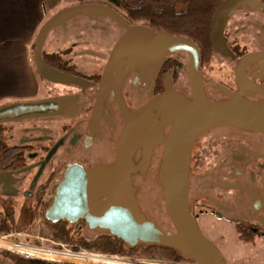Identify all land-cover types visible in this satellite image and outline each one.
Returning a JSON list of instances; mask_svg holds the SVG:
<instances>
[{
	"label": "water",
	"instance_id": "1",
	"mask_svg": "<svg viewBox=\"0 0 264 264\" xmlns=\"http://www.w3.org/2000/svg\"><path fill=\"white\" fill-rule=\"evenodd\" d=\"M248 7L264 14L263 0H224L214 11L210 23V45L221 54H230L221 29L228 15L239 7ZM76 17L91 20L105 17L126 28L113 45L92 96L91 127L97 129L103 103L113 96L124 126L115 140V156L111 163L85 167L79 163L66 166L57 182L43 218L51 224L63 221L75 225L82 221L85 228L110 234L131 249L138 245L167 247L196 264H225L218 250L202 235L188 203L191 149L205 131L222 126L251 130L264 134V101L255 103L242 97L240 91L228 100L208 99L198 70L199 49L184 38L154 34L128 22L110 6L94 1L64 6L40 26L33 42L32 61L39 78L49 85L85 87L88 82L70 73L50 67L43 58V46L51 30L63 28ZM189 54L188 86L190 98L175 92L170 79L163 81L164 92L154 96L137 110L130 109L121 86L131 71H138L133 83L150 80L168 54ZM264 53L249 54L240 64L258 61L264 71ZM258 58V59H253ZM238 65L235 73H238ZM243 75V69L240 70ZM148 73L150 75H148ZM141 74L148 75L147 78ZM239 78V77H238ZM80 105L73 95L48 96L35 100L13 101L0 105V125L19 124L52 117H70ZM170 126L166 135L162 130ZM97 131V130H96ZM163 143L158 170L153 176L162 210L173 228L163 230L140 204L135 185L136 174L144 176L151 164L153 148ZM55 147L45 158L47 162ZM140 150L139 160H134ZM22 171V170H18ZM15 173V172H14ZM13 172H0V188L12 182Z\"/></svg>",
	"mask_w": 264,
	"mask_h": 264
},
{
	"label": "flooded vegetation",
	"instance_id": "2",
	"mask_svg": "<svg viewBox=\"0 0 264 264\" xmlns=\"http://www.w3.org/2000/svg\"><path fill=\"white\" fill-rule=\"evenodd\" d=\"M206 1L214 8L209 18L207 36L195 33L193 39L156 29L148 22L129 23L121 13L116 12L128 22V27H140L154 34L162 33L191 42H208L209 49H206L205 54H202L196 43L194 44L200 52L198 70L210 101L230 99L234 93L240 91V80L242 84L248 83L243 84L244 99L255 103L263 102L264 71L258 67V61L244 64L239 62L246 55L264 53V14L244 6L231 12L221 29V36L230 54L221 55L210 45V23L214 11L224 0ZM182 2V15L185 16L190 7L187 1ZM125 31L124 26L105 17L94 20L76 17L68 21L63 28H56L50 33L52 38L48 42L52 44L48 46V53L57 54L60 63L54 69L80 77L86 80L88 85L83 88L49 84L47 86L42 81L45 89L42 98L73 95L79 98L78 110L70 117L57 116L4 126V142L9 148L19 150L24 161L20 167L7 168L9 165H6L5 169L0 171L13 172L12 182L5 188H0V204L44 205L50 202L54 188L68 164L79 163L90 167L113 161L115 140L124 122L110 94L107 102L103 103L97 129L92 128L90 118L95 100L91 98L97 92L101 73L114 43ZM62 44L65 48L60 47ZM189 57L186 52L168 54L151 79L141 83L132 82L138 71L128 73L121 86V95L126 105L132 110H137L154 96L162 94L165 78L170 79L173 91L190 98ZM258 58L264 60V56ZM237 64L239 65L236 74ZM241 69L244 71L243 75ZM148 75L141 74V77L147 78ZM169 127L163 128L164 135L169 131ZM163 145L159 143L153 148L151 164L146 174L143 177L136 174L134 177L138 200L152 216L155 215L154 212L147 207L162 209L161 202H155L157 188L152 181L158 170ZM52 147L55 149L50 159L43 164L42 160ZM140 155L141 151L138 150L134 160H139ZM46 185L47 187L43 188ZM49 189L51 191L46 198ZM188 203L195 218L198 217L196 209H199L200 213H209L235 225L239 224L242 229L256 234V238H263L264 134L232 126L216 127L202 133L191 149ZM84 228V222H78L76 235L89 237L90 232L84 231ZM0 264L56 263L28 260L7 251H0Z\"/></svg>",
	"mask_w": 264,
	"mask_h": 264
},
{
	"label": "trees",
	"instance_id": "3",
	"mask_svg": "<svg viewBox=\"0 0 264 264\" xmlns=\"http://www.w3.org/2000/svg\"><path fill=\"white\" fill-rule=\"evenodd\" d=\"M73 3H85L92 0H64ZM113 8L121 13L129 23L148 22L156 29L167 30L177 35H185L193 39L195 33L207 36L209 18L214 10L206 0H185L189 3L185 16L182 15L183 0H95ZM201 1V2H200ZM264 2V0H263ZM54 30H51L53 32ZM48 34L43 46V58L52 68L58 67V55L48 53V42L52 36ZM200 48L202 54L209 49L208 42H193ZM47 86L48 84L45 83ZM24 159L21 152L15 148H9L4 142V126L0 125V171L7 168H17L23 165ZM152 176V174H151ZM152 179H150L151 181ZM153 182V181H152ZM151 182V183H152ZM44 186L43 188H46ZM155 202L160 201L157 189L155 190ZM40 205H21L13 206L12 203L0 204V231L3 233L29 231L36 218L41 217L50 231L51 239L69 245L74 250L85 249L105 254H135L141 257H157L163 260H184L177 251L167 247L138 245L134 248H127L122 241L114 238L110 234L96 233L94 230L84 228L90 232L89 237L76 235V226L66 222L51 224L44 220L43 211L48 206ZM163 230L174 231L164 210L159 211L158 215L151 216ZM235 231L238 238L243 243H253L256 234L248 229H242L237 224ZM14 257V256H13Z\"/></svg>",
	"mask_w": 264,
	"mask_h": 264
},
{
	"label": "crops",
	"instance_id": "4",
	"mask_svg": "<svg viewBox=\"0 0 264 264\" xmlns=\"http://www.w3.org/2000/svg\"><path fill=\"white\" fill-rule=\"evenodd\" d=\"M67 5L64 0H0V102L43 97L44 84L32 61L34 38L43 22Z\"/></svg>",
	"mask_w": 264,
	"mask_h": 264
},
{
	"label": "rangeland",
	"instance_id": "5",
	"mask_svg": "<svg viewBox=\"0 0 264 264\" xmlns=\"http://www.w3.org/2000/svg\"><path fill=\"white\" fill-rule=\"evenodd\" d=\"M60 47L65 48L63 44ZM9 102H11L9 99H5L0 102V105ZM50 191L51 189L46 192L45 197L50 194ZM13 206L18 205L15 203ZM147 208L151 212L153 211L155 215L162 211V209ZM196 214L198 216L196 222L200 232L218 250L225 264H264V240L259 241V237H257L253 243H243L237 236L235 223L223 218H216L209 213H200L199 209H196ZM27 230L7 234H11L12 241H20L27 245L55 246L53 243L55 240L51 239L50 231L41 217L36 218L29 231Z\"/></svg>",
	"mask_w": 264,
	"mask_h": 264
},
{
	"label": "built area",
	"instance_id": "6",
	"mask_svg": "<svg viewBox=\"0 0 264 264\" xmlns=\"http://www.w3.org/2000/svg\"><path fill=\"white\" fill-rule=\"evenodd\" d=\"M45 205V204H44ZM44 205H40L43 207ZM54 241L55 246L27 245L12 241L11 234L0 231V251H7L28 260L56 264H196L194 261H165L157 257L105 254L85 249L74 250L66 243Z\"/></svg>",
	"mask_w": 264,
	"mask_h": 264
}]
</instances>
